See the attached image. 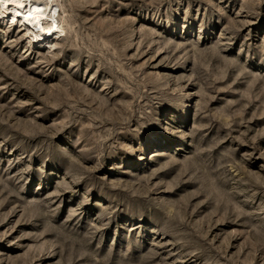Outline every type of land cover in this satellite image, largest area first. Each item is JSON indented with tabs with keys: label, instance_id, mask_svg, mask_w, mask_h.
Wrapping results in <instances>:
<instances>
[{
	"label": "rangeland",
	"instance_id": "374dc122",
	"mask_svg": "<svg viewBox=\"0 0 264 264\" xmlns=\"http://www.w3.org/2000/svg\"><path fill=\"white\" fill-rule=\"evenodd\" d=\"M18 1L0 264H264V0Z\"/></svg>",
	"mask_w": 264,
	"mask_h": 264
},
{
	"label": "bare ground",
	"instance_id": "6f19581e",
	"mask_svg": "<svg viewBox=\"0 0 264 264\" xmlns=\"http://www.w3.org/2000/svg\"><path fill=\"white\" fill-rule=\"evenodd\" d=\"M5 1L6 0H4L2 3H0L1 5H0V9L3 11L4 9H5V5L7 4V1H6V3H5ZM16 1V0H15ZM18 1V0H17ZM21 1V0H20ZM24 1V0H23ZM19 2V1H18ZM17 2V3H18ZM10 3V2H9ZM11 3H12V0H11ZM21 3V2H20ZM13 4V3H12ZM24 4V3H23ZM30 4V3H29ZM14 5V4H13ZM18 5V4H17ZM16 6V5H15ZM32 6H34V5H32ZM11 7V6H10ZM9 8V7H8ZM12 8V7H11ZM19 8H20V6H19ZM10 9V8H9ZM12 9H16V8H12ZM11 9V10H12ZM21 9V8H20ZM27 9V8H26ZM19 10V9H18ZM21 11V10H20ZM19 11V12H20ZM24 11H26V13H27V15L26 16H24V17H26L25 19L26 20H30L31 22H33V20L32 19H30L29 18V16L31 15V14H34V13H39L40 12V10H39V8H36V6L35 7H29L27 10H25V8H24ZM23 11V12H24ZM13 12V11H12ZM22 12V13H23ZM9 13H10V11H9ZM5 14V13H4ZM15 14H17V13H15ZM14 14V15H15ZM23 14H25V13H23ZM13 15V16H14ZM36 15V14H35ZM20 16H22V15H20ZM33 16V15H32ZM24 17H20L21 18V20L24 18ZM38 17V16H37ZM40 17V16H39ZM33 18V17H32ZM46 18V17H45ZM37 20H38V18H37ZM23 21V20H22ZM26 23V22H25ZM37 23V22H36ZM55 23V22H54ZM54 23H53V21H49V23L48 24H46L47 25V27H46V29L48 28V30H46L45 32H43L39 27H36V26H34L33 25V23H30L31 25H29L31 28H32V37H34V38H36V37H38L39 35H41V34H46L52 27H53V25H54ZM49 33V32H48Z\"/></svg>",
	"mask_w": 264,
	"mask_h": 264
},
{
	"label": "snow or ice",
	"instance_id": "6c2138e0",
	"mask_svg": "<svg viewBox=\"0 0 264 264\" xmlns=\"http://www.w3.org/2000/svg\"><path fill=\"white\" fill-rule=\"evenodd\" d=\"M3 0H0V3H2ZM12 2H15V0H12ZM24 5L23 4H20V7H23Z\"/></svg>",
	"mask_w": 264,
	"mask_h": 264
}]
</instances>
